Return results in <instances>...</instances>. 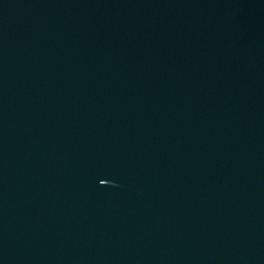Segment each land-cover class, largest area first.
<instances>
[{"label": "water", "instance_id": "obj_1", "mask_svg": "<svg viewBox=\"0 0 264 264\" xmlns=\"http://www.w3.org/2000/svg\"><path fill=\"white\" fill-rule=\"evenodd\" d=\"M0 264H264V0H0Z\"/></svg>", "mask_w": 264, "mask_h": 264}]
</instances>
